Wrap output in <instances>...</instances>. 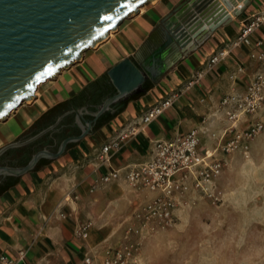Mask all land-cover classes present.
Masks as SVG:
<instances>
[{
	"label": "crops",
	"instance_id": "crops-1",
	"mask_svg": "<svg viewBox=\"0 0 264 264\" xmlns=\"http://www.w3.org/2000/svg\"><path fill=\"white\" fill-rule=\"evenodd\" d=\"M182 1L147 2L106 41L87 49L79 60L43 83L29 106L24 104L3 119L0 141L6 143L0 149L53 116L58 120L74 101L90 104L92 83L108 78V71L124 59L135 60L144 47H150L145 51L148 56L163 42V34L152 37ZM230 16L226 24L208 32L204 42L189 45L191 51L178 57L158 82L149 81L147 91L119 102L125 103L120 112H106L109 116L103 117L94 134L70 144L59 159H42L32 172L13 177L0 188V258L8 260L0 264H87L88 258L90 264H103L104 251L122 235L125 221L145 195L136 194L124 181L100 185V173H126L150 160L156 142L192 130L199 132L200 151L215 153L232 136V127H248L253 118L231 122L222 101L244 95L249 78L261 67L250 56L251 46L233 43L243 25L255 16L264 18V0H249L241 15L235 17L233 12ZM257 41L264 42V23L251 36L252 44ZM214 57L219 61L212 64ZM198 74L202 75L199 79ZM179 91L182 94L171 107L121 143L119 150L110 153V164L98 170L97 156L104 145L138 122L149 107ZM83 227H87L86 238L80 234Z\"/></svg>",
	"mask_w": 264,
	"mask_h": 264
},
{
	"label": "water",
	"instance_id": "water-1",
	"mask_svg": "<svg viewBox=\"0 0 264 264\" xmlns=\"http://www.w3.org/2000/svg\"><path fill=\"white\" fill-rule=\"evenodd\" d=\"M151 0H0V121L31 101L39 85L81 58L87 49L108 39L111 31L132 13ZM217 0H184L163 20L152 37L163 34V42L145 56L149 47L136 54L135 60L126 58L112 67L107 76L116 95L107 99L88 123L81 135L64 140L56 153L41 151L24 167L0 168V176L21 177L32 172L42 159L62 157L70 144L79 143L94 134L97 121L114 104L128 99L154 83L170 69L178 57L187 54L189 45L204 42L206 34L231 20L226 14L218 21L222 6ZM234 6L235 0H226ZM235 8L234 16L241 15L249 4ZM127 5V7H125ZM217 7V9H215ZM111 17V20H105ZM80 112L70 111L58 118L51 127L24 141L13 142L0 149V157L12 149L25 147L54 130L70 114L77 118Z\"/></svg>",
	"mask_w": 264,
	"mask_h": 264
},
{
	"label": "built area",
	"instance_id": "built-area-1",
	"mask_svg": "<svg viewBox=\"0 0 264 264\" xmlns=\"http://www.w3.org/2000/svg\"><path fill=\"white\" fill-rule=\"evenodd\" d=\"M264 23V18L255 16L242 26L234 46H251L250 56L259 62L261 67L249 78L244 95L225 97L222 105L229 109L227 117L231 122L245 118H253L248 127L238 130L232 127V137L223 141L215 153L200 151V135L197 130L173 137L154 144L150 160L129 169L126 173L109 171L100 173L97 183L109 185L124 181L138 195H145L143 201L136 204L129 218L125 221L122 235L108 247L103 254V264H142L144 243L152 235L174 226L176 213L180 208L188 206L191 197L202 194L214 203L220 201L217 180L222 175L226 163L222 157L233 152L248 153L251 141L264 132V42L252 44L251 36ZM224 53H221L223 56ZM219 61L217 57L212 64ZM202 75L198 74L197 79ZM195 81L187 84L189 89ZM182 91L161 99L149 107L140 120L122 131L117 138L103 146L98 154V170L108 166L110 153L121 148V143L128 142L137 136L146 126L157 120L178 99ZM95 187L91 189L94 192ZM87 237V227L80 231ZM6 257L0 263H7ZM90 264L91 259H86Z\"/></svg>",
	"mask_w": 264,
	"mask_h": 264
},
{
	"label": "rangeland",
	"instance_id": "rangeland-1",
	"mask_svg": "<svg viewBox=\"0 0 264 264\" xmlns=\"http://www.w3.org/2000/svg\"><path fill=\"white\" fill-rule=\"evenodd\" d=\"M222 158L220 201L191 197L177 211L174 226L144 243L142 264H264V132L248 153Z\"/></svg>",
	"mask_w": 264,
	"mask_h": 264
},
{
	"label": "flooded vegetation",
	"instance_id": "flooded-vegetation-1",
	"mask_svg": "<svg viewBox=\"0 0 264 264\" xmlns=\"http://www.w3.org/2000/svg\"><path fill=\"white\" fill-rule=\"evenodd\" d=\"M150 48V47H149ZM72 105L80 106V109L77 112H80L82 109H85L83 112V116L77 118L76 114H73L75 119V124L71 125L73 117L67 118L66 122L62 123V126H58L54 131L50 134L43 136L39 140L25 146L22 148L12 149L3 154L0 157V168L2 167H12V168H21L24 167L23 163L28 159L29 156H34L37 153L47 150L56 153L61 145V143L67 138L79 136L82 132L87 129L88 123L93 121V112L90 104L79 103V101H74L69 107ZM113 107V106H112ZM111 107V110H112ZM74 110L70 109L69 111ZM68 112V111H65ZM63 114V113H62ZM61 114V115H62ZM102 116L94 126V129L99 124V122L103 119ZM32 138L30 135H27L23 139L19 140L20 142H24L28 139ZM11 176H0V188L5 186L10 181H12Z\"/></svg>",
	"mask_w": 264,
	"mask_h": 264
},
{
	"label": "trees",
	"instance_id": "trees-1",
	"mask_svg": "<svg viewBox=\"0 0 264 264\" xmlns=\"http://www.w3.org/2000/svg\"><path fill=\"white\" fill-rule=\"evenodd\" d=\"M149 88H150V85H149V81H148L143 86V89L141 91L137 92L136 94L141 93V92H144V91H147ZM90 90L92 92L90 104H91V108H92V112L93 113H96L98 111V109L103 105V103L107 99H109V98L113 97L114 95H116V90L113 87V85L110 83V81H109V79L107 77L105 78V80H101V81H97V82L92 83L90 85ZM124 104L125 103H117V104H114L113 107H112V109L115 110V111H117V112H120V110L123 108ZM70 109H74L75 111H78L80 109V106L79 105L78 106L72 105L71 108L68 107V109L63 110L62 113H65V111H69ZM103 116L105 118H107L109 115L108 114H105ZM69 117H73L72 122H71V125H74L75 124L76 116L74 117V115L71 114V115L66 116L61 121V123L58 126H62V123L63 122H66L67 118H69ZM56 120H57V115L51 117L49 121L45 122L41 126H38L37 129L32 130L27 135H30L31 137L36 136L41 131H43V130L49 128L50 126H52L53 124H55L56 123ZM52 131H54V130H52ZM51 132L47 133L46 135L50 134ZM27 135L22 136L20 138V140L23 139L24 137H26ZM32 158H33V156H29L28 159L23 163V165L26 166L31 161Z\"/></svg>",
	"mask_w": 264,
	"mask_h": 264
},
{
	"label": "bare ground",
	"instance_id": "bare-ground-1",
	"mask_svg": "<svg viewBox=\"0 0 264 264\" xmlns=\"http://www.w3.org/2000/svg\"><path fill=\"white\" fill-rule=\"evenodd\" d=\"M243 2H244V0H235V4H234V6H231V5H229V4L227 3L226 0H217L216 3L213 4V5L208 9V11L212 10V9H213V8L219 3L220 6H222V10L218 12L219 16H218V17L216 18V20H215V21H218L219 19H221V18H222L224 15H226V14L231 15V14L234 12L235 8H239V10H240V8L243 7V4H244ZM215 9H217V7H216ZM129 16H130V15H129ZM129 16H128V17H129ZM113 34H114V31H111V32L109 33V36H111V35H113ZM101 43H102V42H101ZM101 43L97 44V46L100 45ZM97 46H96V47H97ZM49 80H50V79H49ZM47 81H48V80H47ZM41 85H43V84H41ZM41 85L38 86V88H37V90H36V92H35V96H37L38 89H39V87H40ZM28 102H32V100H31V101H28ZM21 106H22V105H21ZM21 106H20V107H21ZM12 113H14V111L11 112V113L9 114V116L12 115ZM1 122H2V120L0 121V123H1Z\"/></svg>",
	"mask_w": 264,
	"mask_h": 264
},
{
	"label": "snow or ice",
	"instance_id": "snow-or-ice-1",
	"mask_svg": "<svg viewBox=\"0 0 264 264\" xmlns=\"http://www.w3.org/2000/svg\"><path fill=\"white\" fill-rule=\"evenodd\" d=\"M125 7H127V5H125ZM105 20H111V17H105Z\"/></svg>",
	"mask_w": 264,
	"mask_h": 264
}]
</instances>
